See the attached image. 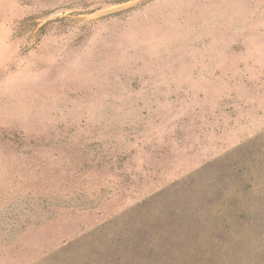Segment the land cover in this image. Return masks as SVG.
<instances>
[{
	"label": "rangeland",
	"instance_id": "374dc122",
	"mask_svg": "<svg viewBox=\"0 0 264 264\" xmlns=\"http://www.w3.org/2000/svg\"><path fill=\"white\" fill-rule=\"evenodd\" d=\"M0 264H264V0H0Z\"/></svg>",
	"mask_w": 264,
	"mask_h": 264
}]
</instances>
